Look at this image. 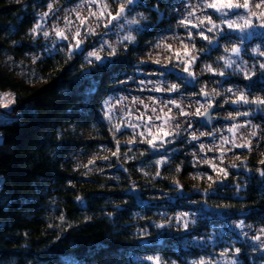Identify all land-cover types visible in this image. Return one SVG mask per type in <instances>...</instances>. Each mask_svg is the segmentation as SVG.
<instances>
[{"label":"trees","instance_id":"trees-1","mask_svg":"<svg viewBox=\"0 0 264 264\" xmlns=\"http://www.w3.org/2000/svg\"><path fill=\"white\" fill-rule=\"evenodd\" d=\"M46 1L0 0V92L12 95L9 112L0 109V264H144L136 259L144 255L174 264L200 259L201 251L183 247L187 236L173 231L174 218L160 215L164 210L160 197L177 196L179 191L207 192L203 202L209 208L225 209L252 228H264V179L260 175L264 163L244 156L258 171L252 176L234 174L236 180L230 178L225 188L215 182L187 181L191 170L180 151L181 142L155 154L146 143H124L117 134L113 140L112 126L101 111L103 101L119 88L121 77L142 49L161 34L178 31L177 18L169 11L175 0H141L140 7L152 25L99 70L85 63V49L84 55L68 60L66 47L49 51L53 49L43 38L34 37L31 29ZM218 39V47L198 37L192 45L199 56L196 64L223 72L219 58L237 42L234 34ZM27 54L39 59L33 62ZM259 66L254 64L250 79L234 72L217 77L198 65L193 70L202 86L215 91L239 89L252 100L264 99V72ZM184 87L199 94L197 84ZM259 113H264V107ZM254 119L264 146V116ZM86 131L92 139L83 138ZM117 141L120 150L112 156ZM100 145L110 146L100 172L70 165L74 150H96ZM160 157L167 164H157ZM233 185L241 190L237 193ZM132 187L143 190L146 201L139 204L127 196ZM211 189L216 190L213 196ZM199 197L184 201L197 202ZM212 223L217 221L204 222L197 231H209ZM233 244L240 249L241 260L248 262V249L241 242Z\"/></svg>","mask_w":264,"mask_h":264},{"label":"rangeland","instance_id":"rangeland-1","mask_svg":"<svg viewBox=\"0 0 264 264\" xmlns=\"http://www.w3.org/2000/svg\"><path fill=\"white\" fill-rule=\"evenodd\" d=\"M16 2L20 0H14ZM62 1V0H61ZM60 0H47L46 3L40 7L36 14V24L39 22L42 24V28L40 31L34 36L38 38H43L45 40L46 45L48 44L52 49H62L63 46L70 43H75L72 39V34L75 32L76 27L80 26V21L76 18V12H79L82 17L88 16V9L90 5L88 4V0H81L75 3L68 4V0H63L62 3ZM109 4L110 9L115 14L117 9V4L114 0H106ZM243 2V0H241ZM260 0H250L251 6L253 10L255 9V3H259ZM51 3L53 5V12L50 13L49 16L44 17L43 20L40 19L41 15L44 12L48 11V4ZM202 0H175L171 7L169 8L170 13L175 16L176 22L182 20L185 16L188 15L189 12L194 11L195 16L191 17L193 23L197 22V18L203 17L205 14L211 16L215 23H220L217 18L218 14L214 12L213 9H206L201 11ZM93 11H95V5H91ZM241 13L244 11L241 9ZM258 11V10H257ZM138 13H142L147 19L140 20L139 25H131L132 29L140 28V31H132V35L136 36L142 32V30H146L148 27L152 25L151 20L148 15L142 11L140 6H134L133 11L128 14V18L131 19L133 16H137ZM68 17L71 21V25H66L64 18ZM139 19V16H137ZM231 19L237 20L236 16H232ZM253 27H249L245 29L244 33L239 31L228 29L226 25H222L224 29V33L226 34H234L235 41L237 44L235 46H239L241 48V52L239 56H234L230 52H225L222 55L223 57L230 58L236 63L233 64L231 68L224 67L223 61V73L225 72H234L240 74L244 77L245 71H247L250 77L254 76L255 67L254 64L264 63V28L259 27L261 20L257 19L256 16L251 17ZM206 23V22H205ZM243 23V21H238V24ZM115 24V22H114ZM87 25L95 29V35L87 36L84 38L83 48L85 49V56L88 51H91L93 48H99L101 40H107L109 44H112L116 47L117 52L125 50L131 45H134V42L129 44L127 41H124L122 44L117 43L119 37L128 34L129 26L125 25L124 30L120 31L117 27H111L110 29H105L102 23H98L94 18H89L87 21ZM58 26L61 29L65 30V34L69 37L67 40H58L53 32V28ZM207 26V25H206ZM81 37H84V27L81 26ZM200 29L189 27L186 29L185 27L179 26L178 31L163 33L159 36L158 40L155 43H148L145 48L142 49L141 53L135 57V63L132 68L129 69L127 73H125L120 80L119 88L112 93L109 97H111V103L115 105L113 110V119L112 124H121L122 115L131 110L132 113V121L134 123H139L137 117L140 116V113H144L143 119L147 121L148 117H153V123L157 126L164 125L162 129H158L157 127L151 128V135L147 134L144 126H141L137 130V135L135 136L136 142H141V139L144 140H153L154 143L157 144L155 149L149 147L155 154L161 153L165 148L172 146L177 142H181L180 151L182 152L183 158L189 163V168L191 173L187 177V181H191L194 183L204 182L205 184L216 183V186L221 188L228 187L229 179L236 180L237 176L234 174L245 173L249 175H254L258 170L255 166L249 164V161L243 159V157H252V160H256V164H261V160L264 159V146L260 145V136H259V126L256 124L255 116H264V113H259V110L263 108L262 106L259 110L255 108H246V104H233L231 100L235 99L236 96L232 93H228L225 90L228 88L222 87L218 91L220 95L216 96L213 92V88L202 86L201 82H197L194 67L195 65L199 66L202 70L205 65H201L199 62L198 53L192 51L193 45L192 43L196 42V37L203 42H208L202 39L197 32ZM44 31H48L50 36L45 38L42 33ZM188 31H191L194 36V40L189 41L188 39ZM104 33H107L106 35ZM33 34V33H32ZM206 35L212 37L213 33H207ZM245 36V39L241 41L240 37ZM219 37L214 39L212 47L216 46V41L220 40ZM183 41V44L181 43ZM157 44L162 45V47H157ZM187 45V51L189 56H196L197 60L195 64L190 66V71L194 74L195 80L192 79L186 73L183 68L184 65L177 59V53L180 54L181 57H184V53L186 51L184 45ZM171 46V51L166 50L167 46ZM225 43L223 44V48ZM232 44V47L234 46ZM219 46V44H218ZM254 49H258V51L254 52ZM110 49H105L104 52L101 53L102 56L106 57V60H110L113 57H108V52ZM26 58L29 60H33V54H27ZM188 57H184L187 59ZM159 60L160 63L156 64L153 61ZM208 65V64H206ZM240 70L237 71L236 69ZM213 69V68H212ZM163 72L164 75L161 76L160 73ZM206 73H211L214 76L222 77L219 75V71H205ZM19 73V72H18ZM224 76V75H223ZM132 79H129V78ZM144 80L153 81L152 84H141L140 82ZM163 80L164 84L161 87H166L171 84H177L179 86L178 92L169 93L167 91H153L155 87V82ZM126 81V83H124ZM187 84L189 87H194L197 84V89L199 91H188L185 89L184 85ZM204 89L205 92L209 93L210 100L209 101H201L200 95L201 89ZM236 95H239V92H236ZM0 97H4V99H0V109L7 114L11 108L12 95L7 92H0ZM108 97V98H109ZM124 99L121 101L120 98ZM139 98L143 101V104L133 103V98ZM153 98L155 103H153ZM107 98V99H108ZM168 100H175L178 104H180L184 111L188 113V116H182L179 110L173 107L171 104H168L167 107H163V102H167ZM197 100H199V104H197ZM227 101V102H225ZM211 102L213 106L216 108V113L213 115L217 122L212 125L211 128H204L201 123H199V117L195 115L197 107L203 105L200 108L201 112H204V108H208V103ZM144 105H148V109H145ZM230 106L231 109H227L226 106ZM239 105H242L244 109H240ZM163 107V112L160 109ZM155 108L157 111L152 113L150 109ZM171 108L172 111L169 113L168 109ZM250 112V115H237V113ZM167 113L169 116L175 117L174 120L171 121V129L169 126L165 124L163 119L156 120L155 116H164ZM234 117V119L229 117V114ZM221 119H227L228 121H222ZM3 120L0 118V121ZM108 121V120H107ZM191 121L192 127L186 128L187 122ZM109 123V121H108ZM110 124V123H109ZM111 124V126H112ZM179 124L180 132L179 135L175 134L176 125ZM200 124V125H199ZM233 124L243 125V127L238 128L235 132H230L229 128L232 127ZM172 131L173 135H169L165 137V133L168 131ZM255 131L256 136H252L251 133ZM145 132V136L140 137L139 133ZM194 134L199 137L197 140H192L191 135ZM206 133L204 136H200V133ZM207 133H212V135H207ZM118 137L124 143H129V141L133 140V130L132 128H122V132L116 133ZM165 137V139L172 141L171 143H165L162 147L159 146V138ZM83 138L85 140L92 139V133L86 131L83 133ZM155 138V139H154ZM222 138H227V143H223ZM233 141L237 144H244L248 141L251 142V150L245 147H233ZM223 143V147L220 145ZM204 145V150L201 151L200 145ZM109 145H100L98 149H76L69 155L70 165L74 169H85L87 172L96 173L101 171V166L105 165L104 156L109 153ZM209 149H212L209 151ZM231 149V150H229ZM170 150V148H169ZM239 157V158H237ZM94 161L93 164H89V161ZM158 160H165L163 157H160ZM166 163L159 164L165 165ZM235 164L236 167H232ZM88 165L87 167H84ZM212 165H215V170ZM220 169H226L228 175L225 177ZM261 175V174H260ZM211 176L212 179L209 180L208 177ZM218 177V179H216ZM264 179V176L261 175ZM238 193L241 188L239 185H233ZM130 190H138L141 193L135 198V200L140 204L143 203L146 197L142 195L143 190L132 187ZM129 190V191H130ZM216 190L211 189L210 193L213 196ZM193 195L200 196L197 202L193 201H184L185 198L191 199ZM208 195L207 192H202L199 190L187 192V191H179L177 196L169 197L166 195H162L160 198L163 199V208L160 212L162 216H168L170 219H173V231L178 232V234L185 235L183 247L193 248L198 251H201L203 254L201 258L206 261H212L214 264H229L230 261H235L236 264H264L263 258H258L257 254L264 252V233L260 230L252 228L248 224H246L240 217L230 216L226 212V216L223 214H211L209 206L205 205L203 199ZM223 197L225 195H222ZM226 197V196H225ZM155 198V197H153ZM157 198V197H156ZM189 208V209H188ZM215 208V207H214ZM216 209V208H215ZM187 213L188 214V227L185 229L183 227L184 220L177 221L176 217L180 214ZM214 215H216L214 217ZM214 222L209 227V231L203 232L202 230L197 231V228L204 222ZM243 224V227H237L239 224ZM171 224L165 227L171 229ZM195 228V229H193ZM193 229V230H192ZM196 233V234H195ZM195 234V235H194ZM228 234L232 236L228 237ZM260 237L259 240L255 239V237ZM229 238V241H223V238ZM234 242H241L245 248L248 249L249 258L248 262L244 263L240 258L239 253L235 252ZM227 250V254L221 256V253ZM147 257H156V256H137L136 259L139 262L144 264H153L152 261L146 259ZM200 259H192L187 261V264H192L194 261H199ZM159 264H174L172 262H164L159 258Z\"/></svg>","mask_w":264,"mask_h":264},{"label":"snow or ice","instance_id":"snow-or-ice-1","mask_svg":"<svg viewBox=\"0 0 264 264\" xmlns=\"http://www.w3.org/2000/svg\"><path fill=\"white\" fill-rule=\"evenodd\" d=\"M114 2L117 4V9L115 11V14L113 15L112 10L110 9L109 4L106 2V0H88V4L90 5L88 9V16L87 17H82L79 12H76V18L77 20L80 21V26L76 27L75 32L72 34V39L75 41V43H70L66 45L65 47L67 48V59L71 60L74 55H84V38L87 36L95 35V29L87 25V21L89 18H94L98 23H102L105 29H110L111 27H117L120 31L124 30V26L128 25V34L124 35L122 37H119L117 40V43L122 44L124 41H127L129 44L133 43L135 41V36H133L131 33L132 31H140V28L137 29H132L131 25H139L140 20H145L147 19L145 16H143L142 13H138L137 16H139V19H137V16H133L131 19L128 18V14H130L133 11L134 6H141V0H114ZM91 5H95V11H93ZM206 9H213L215 13L218 14L217 18L219 19L220 23H215L212 19L211 16H208L205 14L201 18H197V22L193 23L192 20L190 19L191 17L195 16V12H189L187 16H185L182 20L178 22V26L185 27L186 29L191 26V28H197L200 29L197 32V35H199L202 39L208 41V43L211 45L213 44L214 39L216 37L219 38H225V33L222 25H226L228 29H233L236 31H239L241 33L245 32V29L249 27H253L252 25V16H256L257 19L261 20V23L259 27L264 28V0H260L259 3H255V9L253 10L250 0H202V5H201V11L206 10ZM243 10L244 13H247V15H244L241 13L240 10ZM258 10V11H257ZM53 12V5L51 3L48 4V11L44 12L40 19L43 20L44 17H47L50 15V13ZM232 16H236L237 20L231 19ZM65 24L66 25H71L72 21L68 18L65 17ZM238 21H243V23L238 24ZM115 22V24H114ZM206 22V23H205ZM207 25V26H206ZM81 26L84 27V37H81ZM42 28L41 23H37L32 29L31 32L35 36L40 29ZM53 32L55 33V36L57 37L58 40H67L69 37L65 34V30L59 28L58 26H55L53 28ZM207 33H213L214 35L212 37L208 36L205 34ZM105 35L107 33H104ZM42 35L45 38H48L50 36V33L48 31H44ZM188 39L189 41L194 40L193 33L191 31H188ZM241 41L245 39V36L240 37ZM183 44V41H181ZM216 46L218 47V40L216 41ZM157 47H162V45L157 44ZM186 51L184 53V57H188L187 59H184V57H181L179 53H177V59L184 65L183 70L188 73L190 77H192L193 80H195L194 74L189 70L190 66L192 64L196 63L197 57L196 56H189L188 51H187V45H184ZM110 49L108 52V57H114L117 55V50L116 47L112 44H109L107 40H101L100 42V47L99 48H93L91 51L87 52V55L84 57L85 63L90 67V68H96V69H103L106 66L107 61L105 56H102L101 53L105 51V49ZM166 50L171 51V46H167ZM49 51H54L49 50ZM192 51H195V47L193 46ZM254 52L258 51V49H254ZM225 52H230L234 56H239L241 52V48L239 46H233L230 49L225 48ZM264 54V53H262ZM39 57H34L33 62H35ZM219 59L224 61V67L225 68H231L233 64L236 62L231 60L230 58L226 57H220ZM156 64H159L160 61L157 59L153 61ZM260 69L262 72H264V63L260 64ZM237 71L240 69L237 68ZM203 71H214L211 67V65H205ZM161 76L164 75L163 72L160 73ZM219 75L223 76L224 73L221 71ZM244 78L245 79H250V75L247 71L244 73ZM129 79H132L131 77ZM126 83V81L124 82ZM141 84H152L153 81L147 80L144 81L142 80L140 82ZM164 84L163 80H159L155 82V87L151 90L153 91H167L169 93L173 92H178L179 91V86L177 84H171L166 87H161V85ZM94 87L92 89H89V93L91 94L94 92ZM228 93H232L233 95L236 96L235 99L231 101L233 104H248V105H255L257 110L261 108V106H264V99L261 98H254L252 100H249L248 97L243 93V91L236 89L234 90L233 88H228L225 90ZM214 94L216 96H219L220 93L216 92L215 89L213 90ZM236 92H239V95H236ZM200 95L207 96L209 93L205 92L204 89H201ZM0 99H4V97H0ZM111 97L108 99L104 100L102 105H101V111L104 114V118L109 121L110 124H112V119H113V110L115 108V105L111 103ZM124 98L121 97L120 100L122 101ZM150 99H153L150 97ZM12 101H9L11 103ZM227 102V101H225ZM133 103H140L143 104V101L140 100L139 98H133ZM153 103H155V100L153 99ZM199 104V100L196 102ZM168 104H171L173 107L177 108L182 116H188V113L184 111V108L178 104L175 100H168L167 102H163V107H167ZM145 109H148V105H144ZM163 107L160 109L161 112H163ZM203 107V105H200V107H197L196 112L194 113L197 116H204L206 113H208V108L212 107L211 102L208 103V108H204V112L200 111V108ZM152 113H155L157 110L155 108L150 109ZM172 111L171 108L168 109V112L170 113ZM237 115H244L248 116L250 115V112H243V113H237ZM144 113H140V116L137 117V120H139V123H134L132 121V113L131 110L125 112L122 117H121V124H112V127L109 129V131L112 134L113 140H116V133L122 132V128H132L133 130V140L129 141V143H134L135 142V136L137 135V130L141 127L144 126V128L147 131V134L151 135V128L152 127H157L158 129H162L164 125H155L153 121V117L149 116L147 121L143 119ZM229 117L234 119V117L231 116V113L229 114ZM156 120L163 119L165 121V124L169 126V129H171V121L175 119L173 116H169L167 113L164 114V116H155ZM210 119V117H209ZM192 127L191 121L187 122L186 128L184 129L187 131L188 128ZM243 127V125H236L233 124L231 128H229L230 132H235L238 128ZM180 132V126L179 124L176 125L175 129V134L179 135ZM140 137L145 136V132H140L139 133ZM173 135V132L170 130L165 133V137ZM206 133L201 132L200 136H204ZM207 135H212V133H207ZM252 136H256V132L253 131L251 133ZM165 137H160L159 138V146L162 147L165 143H171L172 141L165 139ZM155 139V138H154ZM192 140H197L199 137H197L194 132L191 135ZM223 143H227V138H222ZM141 142L148 143L149 147L155 149L157 147V144L153 142V140H144L141 139ZM223 143L220 145V147H223ZM251 142L248 141L244 144H237L233 141L232 146L235 147H245L251 150ZM201 151L204 150V145H200ZM120 150V144L117 141L116 143V151L112 153V156H117ZM212 149H209L211 151ZM231 150V149H229ZM131 151V149H129ZM143 155V153H141ZM239 158V157H237ZM104 159H108V157H104ZM165 160H158L156 161L157 164H163L166 163ZM94 161H89V164H93ZM261 163H264V160H261ZM88 165H85L84 167H87ZM213 169L215 170V165H212ZM232 167H236L235 164L232 165ZM180 171V168L177 167V172ZM220 172L223 173V175L226 177L228 175V172L226 169H220ZM262 176H264V171L260 173ZM157 175H159V172H157ZM209 180L212 179L211 176L208 177ZM177 187L179 188L180 185L177 183ZM77 200H80V197H77ZM188 214L183 213L180 214L179 216L176 217L177 221L184 220L183 227L187 229L188 227ZM63 219V217H61ZM158 228H163L165 225H156ZM237 227H243V224L237 225ZM262 233H264V228L260 229ZM255 239L259 240L260 237H255ZM240 249L237 248L235 249L236 253H239ZM227 254V250L221 253V256H224ZM149 261H152L153 264H159V257H147ZM192 264H214L212 261H206L203 258L201 260L194 261ZM229 264H236L235 261H230Z\"/></svg>","mask_w":264,"mask_h":264},{"label":"water","instance_id":"water-1","mask_svg":"<svg viewBox=\"0 0 264 264\" xmlns=\"http://www.w3.org/2000/svg\"><path fill=\"white\" fill-rule=\"evenodd\" d=\"M200 100L201 101H209L210 97L208 95L207 96L202 95L200 97ZM245 107L246 108H255V109H257L255 105L246 104ZM215 113H216V108H215V106L212 105L211 108H208V113H206L204 116H200L199 117V122L203 125L204 128H211L212 125L217 122V119H215L213 117V115ZM209 117H210V119H209ZM221 120L224 121V122L228 121L227 119H221ZM140 193L141 192L138 191V190H130V191H127L126 195L135 199ZM210 213L211 214H214V213L223 214V213H226V210L225 209L211 208ZM257 257L264 259V252H261V253L257 254Z\"/></svg>","mask_w":264,"mask_h":264}]
</instances>
